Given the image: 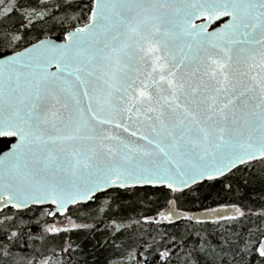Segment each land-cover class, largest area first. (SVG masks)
Masks as SVG:
<instances>
[{
	"label": "snow or ice",
	"instance_id": "snow-or-ice-1",
	"mask_svg": "<svg viewBox=\"0 0 264 264\" xmlns=\"http://www.w3.org/2000/svg\"><path fill=\"white\" fill-rule=\"evenodd\" d=\"M0 264H264V0H0Z\"/></svg>",
	"mask_w": 264,
	"mask_h": 264
}]
</instances>
